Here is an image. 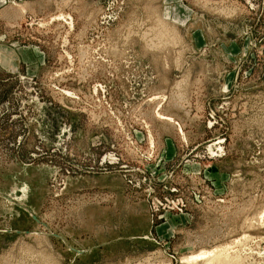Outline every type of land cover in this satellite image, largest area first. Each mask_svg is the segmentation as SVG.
I'll return each instance as SVG.
<instances>
[{
    "label": "rangeland",
    "instance_id": "rangeland-1",
    "mask_svg": "<svg viewBox=\"0 0 264 264\" xmlns=\"http://www.w3.org/2000/svg\"><path fill=\"white\" fill-rule=\"evenodd\" d=\"M0 264H264V0H0Z\"/></svg>",
    "mask_w": 264,
    "mask_h": 264
},
{
    "label": "bare ground",
    "instance_id": "bare-ground-1",
    "mask_svg": "<svg viewBox=\"0 0 264 264\" xmlns=\"http://www.w3.org/2000/svg\"><path fill=\"white\" fill-rule=\"evenodd\" d=\"M223 249H216V250H211V251H201L199 253H196L190 257H188L187 260L188 262H193V261H198V260H201L203 258H207L208 260H212V262L214 260H219L222 259L223 260V257L221 256L222 254V251ZM224 251V250H223ZM224 256V254H223ZM227 258V257H226ZM230 260V259H229ZM204 261V260H203ZM224 261H228L227 259L224 260ZM221 262V261H220ZM219 262V263H220ZM215 263V262H214Z\"/></svg>",
    "mask_w": 264,
    "mask_h": 264
}]
</instances>
